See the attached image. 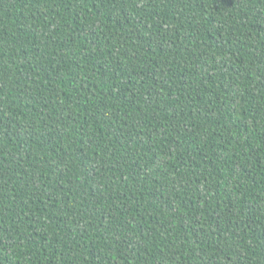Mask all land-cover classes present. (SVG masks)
I'll list each match as a JSON object with an SVG mask.
<instances>
[{"label": "trees", "instance_id": "trees-1", "mask_svg": "<svg viewBox=\"0 0 264 264\" xmlns=\"http://www.w3.org/2000/svg\"><path fill=\"white\" fill-rule=\"evenodd\" d=\"M0 264H264V0H0Z\"/></svg>", "mask_w": 264, "mask_h": 264}]
</instances>
